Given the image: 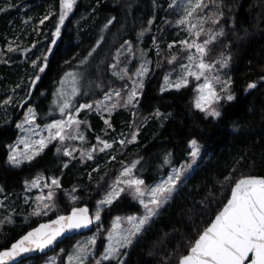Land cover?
Segmentation results:
<instances>
[{
    "label": "trees",
    "instance_id": "1",
    "mask_svg": "<svg viewBox=\"0 0 264 264\" xmlns=\"http://www.w3.org/2000/svg\"><path fill=\"white\" fill-rule=\"evenodd\" d=\"M212 10L210 4L203 12L210 15ZM59 12V0H0V48L6 52L7 44L21 31L19 40L21 38L25 47L33 44V56L38 53L40 58L47 56L48 68L40 74V81L34 88L30 87L31 82L28 85L32 90V99H37L35 105L40 113L37 118L39 123L50 118L45 114L52 94L68 71L81 66L85 60V64L90 61L95 81L108 85L118 47L126 41L138 45L145 36L143 44L151 48L152 67L139 103L134 108L119 109L111 118L116 131L129 132L132 121L145 125L137 135V142L132 141L122 147L119 155L123 154L122 158L130 162L139 161L136 175L143 178L146 184H152L172 167L189 159L191 139H196L203 147L197 167L181 180L168 205L142 230L129 250H122L124 264H178V258L186 254L189 242L194 241L211 223L230 197L231 185L226 184L224 178L230 174L234 178H239L240 174L264 176V85L244 91L246 84L264 76V0H238V10L234 13L235 27L230 19L232 14L226 13L228 23L221 21L225 35L209 46L210 54L205 57L207 62L215 61L221 53L232 57L226 71L233 80L236 100L223 101L220 118L207 116L194 107L197 81L193 78L187 87L179 91H161L164 76L174 70L188 53L180 45L169 47L173 37V11L168 7V0H77L57 39L54 33ZM46 16L48 19H44ZM112 17L116 19L108 24ZM19 18L24 19L25 28ZM42 19L43 24L40 23ZM12 20L22 24L16 27L10 23ZM149 20H153L150 25ZM204 27H212L211 22ZM245 29L249 35L240 39ZM142 31L144 35L139 37ZM203 39L205 36L202 35L200 41ZM155 42L160 45L159 55L152 46ZM172 56H176L177 60L169 63ZM17 57L13 55V59L0 65V98L9 83L19 82L22 77L26 79L31 72L23 76V68L18 63L20 58L17 60ZM29 62H25V70ZM157 109L165 117L163 122L154 115ZM8 111L14 112L15 108H8ZM0 114V188L3 189L0 197L11 194L10 206L16 208L11 220L0 227L2 250L41 221L67 213L77 205L94 206L107 183L102 180V175L113 163L101 164L106 160L105 156L88 163L72 162L69 156L63 154L64 146L53 142L30 163L26 161L19 167L13 166L8 163V155L9 145L19 133L15 121L17 115L13 113L14 117L7 122V113ZM88 119L92 135H95L94 129L105 125L97 113H89ZM58 147L61 148L60 153L56 151ZM165 157L170 160L163 164ZM160 164L163 168L153 171ZM98 166L99 169H96ZM233 169L237 171L234 173ZM39 176L47 180L58 179L60 188L53 210L35 215L31 206L23 202V195L27 183ZM74 189L77 197L73 199L68 193ZM138 211L140 205L134 198L122 193L118 200L104 209L105 227L108 228L116 215ZM82 235L69 237L54 251L59 247L67 251ZM104 241L102 234L100 248ZM101 264L116 262L101 260Z\"/></svg>",
    "mask_w": 264,
    "mask_h": 264
},
{
    "label": "snow or ice",
    "instance_id": "2",
    "mask_svg": "<svg viewBox=\"0 0 264 264\" xmlns=\"http://www.w3.org/2000/svg\"><path fill=\"white\" fill-rule=\"evenodd\" d=\"M76 3L77 0H59V20L54 33L57 39L60 38L61 28L64 26L69 14L72 13ZM210 4L213 6V10L209 15L204 13L203 10L208 9ZM169 7H172V5H169ZM237 10L238 0H187L184 16L178 23L187 25L190 35L195 39H193L192 43H189L187 40L181 41V43L189 51L195 49L196 54H190L187 57L189 63H181L182 74L174 82L171 81L170 75L164 76V87H162L161 91L169 89L179 91L187 87L189 77H194L197 81L203 77V83L198 85L196 89L198 95L194 99V107L207 116L221 117L222 112L219 110L220 102L236 100L235 92L232 89L233 80L231 76L225 79L218 74L221 69L229 68L232 57L221 53L219 58L213 62H206L205 57L210 54L209 46L217 42L218 38L225 35L221 21L223 20L224 24L228 23V20L225 19L226 13L232 14L230 15V19L232 20L233 27H235L236 17L234 13ZM44 19H48V17L46 16ZM44 19L40 21L41 24L44 23ZM115 19V17H112L108 21V24H111ZM152 22L153 20H149L148 24L150 25ZM209 22H211L212 27L205 29L204 25ZM108 24L105 25V28H107ZM218 25L221 26L216 27ZM143 35L144 31L139 34V37ZM202 35L205 36V39L202 42H197ZM248 35V31L245 29L244 36L240 37V39H244ZM55 43L56 41L53 40L52 44L55 45ZM127 43L129 45L128 51L131 52V42ZM96 46L99 47V44ZM169 47H172V45H169ZM8 50L10 52L16 51L11 46H9ZM24 51L25 55H27L28 50L25 49ZM157 54L159 55V52ZM88 55L90 56L91 52ZM176 60L177 57L172 56L169 59V63H174ZM146 63L147 61L141 64L140 68L135 71L134 75L137 79L134 80L129 75L127 68L122 73H114L121 80L126 78L132 80V87L123 96L122 89H113L111 92H106V100H112L113 96L116 97V101L111 104L110 108L102 101L94 102L95 109L93 103H84L73 108L72 100L80 94L78 77L75 72L67 73L65 80L71 78L70 82L73 87L66 91L64 87L65 81H61V88L56 93V106L62 115H67V119L53 120L52 123L47 124L45 127L48 134L45 137L43 134L35 131L39 127V125L35 124L36 111L34 108L29 107L24 121L17 124L16 127L23 130L24 124L33 125L27 131L38 135L39 139L30 142L28 137L23 138L20 143L25 144L26 151L24 152H21L18 147L13 148L9 145L11 152L8 156V163L16 167H19L25 161L30 163L37 156H40L53 140H58L61 144L67 140H83L84 136L80 130V126L86 122L79 120L77 117L79 112L84 109L101 111L107 108L108 111H111L120 105L121 100L124 101V104L120 106H137L139 96L142 95V92L138 91V89L144 87L143 80L140 77L145 76L148 72ZM32 66L36 74L32 78L30 87L34 88L36 83L41 79L40 74L44 73L48 68L47 56L34 60ZM111 67L116 69L117 65L113 64ZM216 85H219V91ZM258 85H264V76H261L258 81L246 84L244 91L249 92L257 89ZM12 102V97L9 96L3 101V104L8 105ZM24 103H27V101ZM133 115L135 114L133 113ZM154 115L156 117L163 116L159 112V109L156 110ZM105 123L108 124L109 122L106 120ZM109 127H111L110 124ZM97 139L99 140V138ZM134 139L135 134L132 135V140ZM125 142L124 139L119 141L121 145ZM99 143L101 145L100 151L112 147V144L105 140H99ZM189 146L191 149V162H186L178 169H173V174L168 176L166 180L156 184L155 187L145 190L142 188L145 183L144 180L133 177V169L139 163V161H136L123 169L120 177L117 178L110 190L106 191L103 198L98 201L94 216L95 221L101 220V212L104 211L106 206H111L119 199L120 194L125 191V188L121 187V185H126L131 190L132 196L139 200L146 210L142 217L130 216L127 218L132 225L128 229H124L121 225V218L116 217L113 229L108 234V244L101 260L124 264V261L121 259L122 249H127L132 245L134 238L142 232L144 226L158 214L160 207L167 203L172 194L177 191V185L180 183L181 177L192 168V165L197 163L201 153V146L196 139H191ZM95 150V147H93L92 152ZM56 151L60 153L61 148L58 147ZM63 154L71 156L72 150L65 148ZM81 155H87L88 159H92L90 152H82ZM165 162L168 163L169 161L166 160ZM236 171V169H233L234 173ZM224 180L226 184L231 185L229 188L230 198L223 203L221 210L215 214L211 223L198 234L194 241L189 242L188 250L186 254L178 258V264H264V176L240 174L239 178H234L230 174ZM51 185L59 186V181L53 178ZM33 186L39 187L40 184L39 182H33ZM2 190L0 188V191ZM147 193L151 194V198L145 202ZM37 200L40 201V204L34 214L40 215L42 209L51 207L48 201L53 200V192L49 191L46 196L37 197ZM2 206V203H0V207ZM92 223L93 217L89 215L87 207H74L70 215H59L50 223H42L39 227H34L26 235H23L15 243H12L10 248L0 251V264H7L8 261H14L26 253L43 252L46 248L54 245L58 238L64 236L65 233L88 228ZM95 243L96 238L93 237L87 244L77 245V252L68 257L69 264H73V262L75 264H85L88 257L93 254L89 252V245L94 246ZM101 260H97L96 264H101Z\"/></svg>",
    "mask_w": 264,
    "mask_h": 264
},
{
    "label": "rangeland",
    "instance_id": "3",
    "mask_svg": "<svg viewBox=\"0 0 264 264\" xmlns=\"http://www.w3.org/2000/svg\"><path fill=\"white\" fill-rule=\"evenodd\" d=\"M169 5H172V7H170V9H172V11H173V17H172L173 19H172V27H171V29H173V37L170 40L169 45H172V47L173 46L176 47V46L180 45L183 47L184 51L188 52L187 55L183 58V60L180 62V64L174 70H171L166 74V75H170L171 81L174 82L182 74V69L180 68L181 63H184V64L189 63L187 57L190 54H196V53H195V49H191L189 51L186 49V46L181 43V41H184V40H187L189 43H192L193 39H195L193 36L190 35V33L187 29V25H181L178 23V21L181 18H183V16H184L185 8L187 7V0H168V7H169ZM170 19H171V16H170ZM19 21H22L23 24L18 23L17 21L13 22V20L10 23H14V26H16V27H17V25L22 24V26L25 28L24 19L19 18ZM24 28H22V29H24ZM148 31H151V29H149ZM148 31L146 32V34L149 33ZM20 32L21 31H19L11 39V42L9 44H7V46L5 48L6 52H4V50L0 48V65L7 63V61H10L9 59H13V55H14V57L16 55H18V57L20 58L19 59L20 62L18 61V63L23 68L22 69L23 76H24V74H27L30 70H31V72L28 75V78L23 79V77H22L19 80V82H15L12 84L9 83L8 88L4 91L5 94L0 98V105H1L0 112L1 113H7V116H8L7 122H9V120H11L12 117H14V115H17V118L15 121L17 122V124H20L24 121V118L27 115L28 108L29 107L34 108L36 111L35 124L39 125V127L36 128L35 131L37 133L43 134L45 137L48 134L46 127H45L47 124L52 123L53 120L67 119V115L66 114L62 115L56 106V100H57L56 93L61 88V81H65L64 87H65L66 91L70 90L73 87L72 83L70 82L71 78H69L68 80H65V75L67 73L75 72V73H77V77H78V87L80 89V94L77 95L72 100L73 108H76L78 105L84 104V103H93L94 104V102H97V101H102L108 108H110L111 104L116 101V97L113 96L112 100H106L105 99V93L106 92H111L113 89H116V90L122 89L123 90L122 96H123L132 87V80H129L127 78L124 80H121L118 78L117 75H114V73H122L123 70L125 68H127L129 75L132 76V79L133 80L137 79V77L134 75L135 71L140 68L141 64H144L145 61H147L146 67L148 68V72L145 76L140 77V79L143 80V84L145 85V81H146V79L150 73L151 67H152V57H151V52H150L151 48L146 47L143 44V42H145V40H146L145 36H143L140 39L141 42L138 43V45H134L131 43V49H132L131 52L128 51L129 45L127 42H129V41H126L125 43L120 45V47H118V49L115 52L114 61L112 62V65L116 64L117 67H116V69H113L111 67V72L113 75H112V78L110 80H107L109 82L108 85H105L103 82L97 83L95 81V79H94V68L92 65H90V61H87V63L85 64V62H86V60H85V61L81 62V66L68 71L61 78L59 84L54 89V92H53L52 98H51V102H50L51 104H50V106H49V108L45 114L46 117H48V118L50 117V118L44 123H39L37 121V118H38L40 113L37 110L36 105H35L37 99L36 100L32 99V95H30L32 90L31 89L29 90L28 85L32 81V78L35 74V70L33 69L32 62L34 60L39 59L40 54L38 53L36 56L32 55V54H34V53H31L32 50H34L33 44L28 46V47H25L22 44L23 41L21 40V38L19 40ZM197 42H201V41L199 40ZM9 46H11L13 49H16V51L10 52L8 50ZM152 46H155V49L158 52L160 51L159 43L155 42V43H153ZM25 49L28 50L27 55H25V51H24ZM118 54H119V58L117 59ZM9 57H11V58H9ZM18 57L16 58L17 60H18ZM26 61H30V62H29V66L25 70L24 64ZM218 74L221 75L222 78H225V79L228 77L226 69H221L220 73H218ZM192 78L195 80L194 77H189L188 78L189 81ZM202 83H203V77L201 78V80L197 81L196 89H197L198 85H200ZM105 86H108V87L105 88ZM163 87H164V85H163ZM216 87H217V90L219 91V85H216ZM142 89H138V91L142 92ZM95 94H99V95L97 96ZM197 95H198V93L196 91V96ZM9 96L12 97L13 102L11 104L4 105L3 101L6 100ZM139 98H140V96H139ZM25 101H27V103H24ZM222 103H223V101L220 102V106H219V110L221 112H222V110H221ZM123 104H124V101L121 100L120 105H123ZM20 105H23V106H20ZM120 105H118L115 109H112L111 111H108L107 108H104L101 111H96V110H94L95 109V104H94L93 110L84 109V110L80 111L77 118L81 121L86 122L84 124H81V126H80V130L83 133L84 139L83 140H80V139L67 140V141H64L62 144L64 146V150H65V148L72 150V155L69 156L71 158L72 162L88 163V162H92V161L97 160L98 157H100V156H105L106 160L104 162H102L101 164L113 163L112 165L108 166L107 170L102 175V178H103L102 180L107 181V183L104 187L103 193L96 199L94 206L91 207L93 216H95L96 208L98 206V201L103 198L106 191L110 190V188L113 186V184L117 180V178L120 177V173L123 171V169L125 167L130 166L132 163L137 161V160H135V161L130 162L127 160V158H125V159L122 158L123 154L121 156L119 154L122 153V147L127 145L129 143V141L137 142V137H138L137 135L140 134V131L142 129V125H145V124L142 123L140 125L139 123L132 121L131 122L132 126L130 127L129 132H123L122 130L116 131L114 128V125L111 122V118H112L113 114L122 108H134V107H136V106H131V105H129V106H120ZM8 108L9 109L15 108V111L9 112ZM13 113H14V115H13ZM89 113H97L99 115V117L104 121V123L106 120L109 122L108 124L105 123V125L101 126L99 129H94L93 131H94L95 135L91 134V124H90V120L88 119ZM157 119L160 122H163L165 117L161 116V117H157ZM5 122L6 121H4L2 123V125ZM109 124L111 125V127H109ZM32 127H33V125L24 124L23 130L19 128L18 136L11 146L13 148L18 147L21 152L26 151L25 144L20 143V141L23 138L28 137L30 142H34L35 140L39 139L38 135H34L32 132L27 131L29 128H32ZM133 134H135L134 140H132ZM97 138H99V140L108 141V143L112 144V147L107 148L104 151H100L99 149H100L101 145H100L99 140ZM122 139H124L126 141L123 145H121L119 143V141ZM53 142H59V141L53 140L51 143H53ZM51 143H49L48 146ZM117 144H119V146H116ZM93 147H95V149H96L94 152H92ZM202 151H203V147L201 146L200 157L202 155ZM10 152H11V149L9 151V154H10ZM82 152L83 153H89L90 152L92 155V159H88L87 155L82 156L81 155ZM111 152H112V154H111ZM113 157H115V159H113ZM200 157H199V159H200ZM199 159L197 160V163L192 165V168L190 170H188L184 174V176L181 177V180H183L185 177H187L193 173V171L195 170V168L198 165ZM166 160L169 161L170 159L168 160V158L165 157L163 164L166 163L165 162ZM186 162H189V163L191 162V156L189 157V159L187 161L181 162L177 166L172 167L164 176L158 178L152 184L144 183L142 188L147 190L150 187H155L156 184L162 182L163 180H166L168 176L172 175L173 169H178L180 166L184 165ZM162 168H163V165L160 164L159 167L156 169H153V171H156V170H159ZM96 169H99V166ZM135 171H136V167H135V169H133V177L143 180V178L136 175ZM123 179H126V178H123ZM51 180H47L45 177L39 176L36 179L27 183L26 189H25L24 195H23V202H25L31 206L33 213L37 210V207L40 204V201L37 200V197L46 196L49 191L53 192V200L48 201V203L51 205V207L48 209H42L40 214H45V212L48 213V212L53 210V208H54L53 206L55 205L56 197L58 195V190L60 188V182H59V186H53V185H51ZM33 182H39L40 186L34 187ZM179 184L177 185V189H178ZM121 187L125 188V191L122 193H128L132 196L131 190L128 189L126 185H121ZM75 191H76V189H74L70 193H68L73 199L77 197V194ZM10 197H11V194L4 195V196L0 197V203H2V205H3L2 207H0V227L4 223H7L8 221H10L12 216L15 215V209L16 208L14 206H10L11 205ZM150 198H151V194L147 193L145 196V202H147V200ZM171 199H172V196L168 200L167 203L163 204L160 207L158 214H160L161 210L165 206L168 205V203L171 201ZM134 200L140 205V211L127 213L124 215H116L111 220L108 228L105 227L106 226L105 217H104V213L102 211L101 212V220L96 221L94 230L92 232L86 233V234L76 238L74 240V242L72 243L71 247L67 251H65L64 247H59L56 251L53 250L52 252H50L46 255H43V257H41V258L39 256L37 258H33V259L31 258V259L24 260L22 262V264H59L61 262H62V264H69L68 257L77 252V245L87 244L93 237L96 238V243L94 246L89 245V252H91L93 254L88 257V259L85 261V264H95L97 260H101L102 255L104 253V250L107 247V244H108L107 237H108L109 232H111L113 229V224L116 220V217H120L122 227L124 229H128L132 226L127 219L128 217L131 216V217L139 218L145 214L146 210L144 208V205L141 204L139 202V200H137L135 198H134ZM5 210H7V212H5ZM155 217H153L144 226V228ZM133 223H135V221H133ZM105 228H106V230H105ZM102 234H104L105 241H104L103 247L100 248L101 246H100L99 240H100ZM138 236H139V234L134 238L133 242L136 240V238ZM130 247L127 248L126 250H129ZM122 250H125V249H122ZM73 264H75V262H73Z\"/></svg>",
    "mask_w": 264,
    "mask_h": 264
},
{
    "label": "water",
    "instance_id": "4",
    "mask_svg": "<svg viewBox=\"0 0 264 264\" xmlns=\"http://www.w3.org/2000/svg\"><path fill=\"white\" fill-rule=\"evenodd\" d=\"M255 176H261V175H255ZM75 207H79V208L87 207L89 209V215L93 217V223L88 228H84V229H80V230L72 231V232H67V233H65L64 236L58 238L57 242L54 245L50 246L49 248H46L43 252L35 251V252H32V253H26V254L22 255L21 257H18L14 261H8L7 264H20L24 260H27V259H30V258H37V257H39L41 255H46V254L52 252L56 247H58L60 244H62L64 241H66L69 237H72V236H75V235H79V234H85V233H88V232L92 231L94 226H95V224H96V221H95L94 216L92 214L91 207L89 205H87V204H81V205H77ZM71 210L69 212H67V213H63V214H59V215H65V216L70 215L71 214ZM59 215H56L53 218L41 221L40 223H38L34 227H39V225L42 224V223H50L52 220H55ZM34 227L29 229L27 232L31 231ZM27 232H25L20 237H18L13 243H15L17 240H19L23 235H26ZM10 247H8V248H10ZM5 249H2L0 251H4Z\"/></svg>",
    "mask_w": 264,
    "mask_h": 264
}]
</instances>
